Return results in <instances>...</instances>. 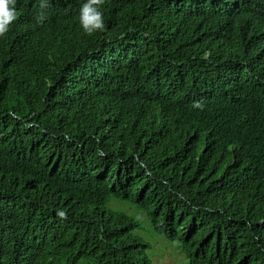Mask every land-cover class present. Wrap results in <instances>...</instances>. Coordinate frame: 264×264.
Returning a JSON list of instances; mask_svg holds the SVG:
<instances>
[{
	"label": "trees",
	"instance_id": "16d2710c",
	"mask_svg": "<svg viewBox=\"0 0 264 264\" xmlns=\"http://www.w3.org/2000/svg\"><path fill=\"white\" fill-rule=\"evenodd\" d=\"M231 1L148 0L145 15L106 14L103 41H113L97 64L0 38L2 191L19 210L62 206L77 222L63 238L70 258L44 264H156L149 243L175 216L193 228L189 241L179 227L168 236L183 243L185 264H264L263 113L242 109L244 130L227 141L221 126L210 131L185 102L154 89L177 76L175 62L194 77L203 103L227 115L219 81L260 85L256 53L243 56L229 36ZM123 28L131 32L119 39ZM112 200L138 211L147 203L148 226L114 210Z\"/></svg>",
	"mask_w": 264,
	"mask_h": 264
},
{
	"label": "clouds",
	"instance_id": "9594fccd",
	"mask_svg": "<svg viewBox=\"0 0 264 264\" xmlns=\"http://www.w3.org/2000/svg\"><path fill=\"white\" fill-rule=\"evenodd\" d=\"M125 11L133 15H145L151 10L148 0H37L34 3L24 0L22 7L19 0H0V38L12 35L21 38L23 43L20 44L33 53L54 56V51L58 48L63 55L69 53L77 63L80 59H86L97 64L100 60L99 54L113 41H103L107 30L106 14L120 17ZM224 11L230 38L238 42L234 44L239 47L243 56H248L245 50L247 48L254 51L256 56L251 58L257 61L260 71L264 72V0H253L247 5L239 0L231 1L224 7ZM22 17L35 18L36 22H22ZM21 27L30 31L24 32ZM130 32V28H123L118 38H124ZM57 40L61 43H56ZM171 65L177 76L154 89L167 101L175 98V101L179 99L185 102L207 125L212 126L210 131L221 126L223 140L230 141L244 130L242 109L260 110L264 116V75L260 85L253 87L237 85L233 88L219 81L217 85L221 88V98L233 111L223 115L206 106L192 89L195 80L189 70L181 65L176 66L175 62ZM216 117L221 118V124L215 120ZM142 166L145 168L144 164ZM146 173L149 174L148 171ZM112 201L116 205H128L133 212L124 209L120 212L131 214L142 225H147L150 213L147 203L148 211H138L135 205ZM5 204H9L8 195L2 191L0 185V264H44L58 254L70 258V255L65 254L69 243L65 244L63 238L77 229L75 216L62 206L50 208L42 202L20 210L10 204L3 207ZM7 214L9 218L2 222L1 216ZM178 227L185 233L187 241L192 239L193 228L188 222H183L181 217H172L155 233L160 238L154 236L149 243L156 244L155 255L162 254L163 251L157 246H163V240L183 245L180 241L168 238L177 236ZM47 250L50 254L44 253Z\"/></svg>",
	"mask_w": 264,
	"mask_h": 264
},
{
	"label": "rangeland",
	"instance_id": "374dc122",
	"mask_svg": "<svg viewBox=\"0 0 264 264\" xmlns=\"http://www.w3.org/2000/svg\"><path fill=\"white\" fill-rule=\"evenodd\" d=\"M114 210L116 211H122L128 210L130 212H133L132 209L128 208V205L124 206L122 204L114 205L112 204ZM157 238H160L158 236H155ZM164 245L158 244V248L161 249L162 254L159 256L158 254L155 255L154 259L157 262V264H185L187 263V258L185 257L184 253L180 250L179 243L177 242H170L167 240H163Z\"/></svg>",
	"mask_w": 264,
	"mask_h": 264
},
{
	"label": "bare ground",
	"instance_id": "6f19581e",
	"mask_svg": "<svg viewBox=\"0 0 264 264\" xmlns=\"http://www.w3.org/2000/svg\"><path fill=\"white\" fill-rule=\"evenodd\" d=\"M221 128V127H220Z\"/></svg>",
	"mask_w": 264,
	"mask_h": 264
}]
</instances>
